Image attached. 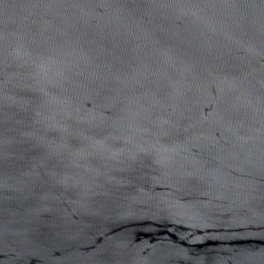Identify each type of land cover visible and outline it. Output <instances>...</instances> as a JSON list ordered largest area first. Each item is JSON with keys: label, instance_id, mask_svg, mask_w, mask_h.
Listing matches in <instances>:
<instances>
[{"label": "water", "instance_id": "obj_1", "mask_svg": "<svg viewBox=\"0 0 264 264\" xmlns=\"http://www.w3.org/2000/svg\"><path fill=\"white\" fill-rule=\"evenodd\" d=\"M0 264H264V0H0Z\"/></svg>", "mask_w": 264, "mask_h": 264}]
</instances>
